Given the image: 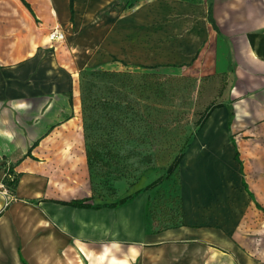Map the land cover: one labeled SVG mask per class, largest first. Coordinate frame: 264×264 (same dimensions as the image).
I'll return each instance as SVG.
<instances>
[{
  "label": "crops",
  "instance_id": "crops-1",
  "mask_svg": "<svg viewBox=\"0 0 264 264\" xmlns=\"http://www.w3.org/2000/svg\"><path fill=\"white\" fill-rule=\"evenodd\" d=\"M24 1L0 0V264H264V0H165L214 41L228 86L180 162V223L162 228L147 194L92 192L70 52L48 38L113 0H74L73 23L69 0Z\"/></svg>",
  "mask_w": 264,
  "mask_h": 264
},
{
  "label": "rangeland",
  "instance_id": "rangeland-1",
  "mask_svg": "<svg viewBox=\"0 0 264 264\" xmlns=\"http://www.w3.org/2000/svg\"><path fill=\"white\" fill-rule=\"evenodd\" d=\"M171 5L141 0L134 8L113 0L80 7L61 40L70 52L74 123L79 143L90 148L95 194L140 190L155 228L180 223L181 164L170 176L165 170L177 153L188 158L198 118L228 86L227 74L216 71L214 41L201 37V26L183 23L185 10ZM155 65L167 66L149 67ZM158 177L160 184L144 189Z\"/></svg>",
  "mask_w": 264,
  "mask_h": 264
},
{
  "label": "trees",
  "instance_id": "trees-1",
  "mask_svg": "<svg viewBox=\"0 0 264 264\" xmlns=\"http://www.w3.org/2000/svg\"><path fill=\"white\" fill-rule=\"evenodd\" d=\"M20 1L22 2V4L26 8L29 9L28 4L24 0H20ZM69 12H70V22L73 23V18H74V0H69ZM159 66H164L165 67L167 65H155V66H149V67H153L154 68V67H159ZM222 92H223V86L219 90L220 95L222 94ZM69 100H70V103H71V94H70V99ZM221 106L222 105L219 102L211 104V105H208L204 109L203 113L200 115V117L197 120L198 129L204 124V122L206 121V119L208 118L210 113L214 109L219 108ZM34 145H36V143ZM89 149H90L89 146H85L86 162H87L89 176H90V174H91V168H90L91 160L90 159L91 158L87 155L89 153ZM183 155H184L183 152H179V153H177L174 156V158L171 160L170 164L167 166V168L165 170V176L166 177L170 176L175 170L178 169L179 164H180V162H181V160L183 158ZM89 178H90V182L92 184V192L95 193L94 192V187H93V185L95 184L94 180L91 177H89ZM162 181H163V178L162 177H158L156 180H154L152 183H150L144 189L148 190V189L154 188L155 186L160 184ZM16 182H17L16 176L12 174V171L9 168H7L6 172H5L4 179H3V183L6 184L8 187L13 189L15 187V185H16ZM139 192H140V190H137L134 193L129 194L128 196H124V197L118 199L116 202L109 204V206L120 205V204L124 203L127 199H130L132 196L136 195ZM86 201L87 200H72V201L68 202L67 204L71 205L73 207H85V206H87Z\"/></svg>",
  "mask_w": 264,
  "mask_h": 264
},
{
  "label": "built area",
  "instance_id": "built-area-1",
  "mask_svg": "<svg viewBox=\"0 0 264 264\" xmlns=\"http://www.w3.org/2000/svg\"><path fill=\"white\" fill-rule=\"evenodd\" d=\"M48 38L50 41H61L64 39V36L58 31L57 27H54L48 34Z\"/></svg>",
  "mask_w": 264,
  "mask_h": 264
}]
</instances>
